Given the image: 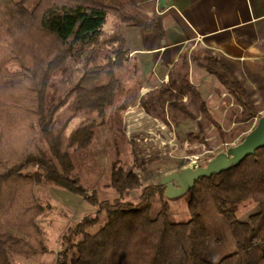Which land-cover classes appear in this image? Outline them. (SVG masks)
I'll list each match as a JSON object with an SVG mask.
<instances>
[{
	"label": "trees",
	"instance_id": "obj_1",
	"mask_svg": "<svg viewBox=\"0 0 264 264\" xmlns=\"http://www.w3.org/2000/svg\"><path fill=\"white\" fill-rule=\"evenodd\" d=\"M110 13L126 22L146 24L128 15L118 0H0V264H10L8 253L15 249L47 250L37 223L45 210L34 189L40 173L25 172L32 165L96 207L65 229L53 264H68L69 259L75 264H264V146L228 170L197 179L188 191L190 217L185 221L169 217L164 186L153 182L142 186L135 156L130 164L113 162L110 186L117 194L111 199H100L96 190L89 192L72 175L68 151L61 149L63 130L54 131V118L74 97L77 108L95 111L97 118L105 119L118 85L115 67L121 66L124 55L102 40ZM153 27L160 31L157 24ZM101 45L110 50L108 60L92 64V53ZM69 58L79 59L82 68L64 95H59L56 77L66 70ZM200 64L233 98L236 107L231 118L236 126L230 130L231 139H224L232 141L253 127L264 104L253 102L219 57L205 54ZM181 81L183 88L196 89L187 74ZM183 88L171 79L151 94L165 98L183 118H193L181 102ZM168 115L173 124L179 123L175 112ZM97 118L81 120L70 131L67 145L88 146ZM205 118L219 127L211 113ZM37 125L47 144L43 153L27 151ZM219 131L225 136V130ZM197 136L187 133L190 139ZM140 186L137 200L121 197ZM157 194L161 208L153 214ZM206 195L226 219L235 245L218 261L206 258L209 234L200 212ZM249 202L256 210L242 219L239 212Z\"/></svg>",
	"mask_w": 264,
	"mask_h": 264
},
{
	"label": "rangeland",
	"instance_id": "obj_2",
	"mask_svg": "<svg viewBox=\"0 0 264 264\" xmlns=\"http://www.w3.org/2000/svg\"><path fill=\"white\" fill-rule=\"evenodd\" d=\"M112 16H109L108 20H111ZM102 40H105V36ZM109 54L110 50L102 48L101 45L92 53L91 63H104L108 60ZM189 64L190 61L187 56L186 60L184 58L180 59L179 63L171 68L172 76L170 79H174L180 88H183L181 79L187 74L190 80L196 84L199 83L196 86L200 96L204 97L207 94V92H204L205 88H203L205 85L210 86L209 91L214 89L216 95L225 90L213 75L203 83L199 82L203 77L205 78L203 76L204 68L200 66V74L193 70L190 75ZM81 68L82 64L79 59H68L66 70L56 77L57 93L59 95H64L72 78ZM127 69L128 67L125 66L115 67L118 85L113 93L112 102L108 107L105 119L97 118L95 111L77 108L74 97L67 99V102L57 111L54 118V131L63 130L61 149L68 151L73 165L72 175L77 177L80 183L89 189V192L96 190L100 199H111L117 194L110 186L112 164L116 160L130 164L135 156L139 165L136 172L141 178L142 186L150 182L159 183L163 175L188 166L190 160H196L200 165H206L215 154L230 145L240 142L248 132H243L232 141H224V139H231L230 130L236 126L233 121L234 118H231V110L236 106L229 96V98L226 96L227 98L223 102L230 109L225 113L223 109H218L212 114L219 127L207 121L205 114L201 113L199 109L200 100L193 98L189 92H187L185 98L180 96L181 102L185 103L189 111H195L196 113L193 114V118H183L181 114L166 105L165 102L158 105L157 109L153 108V105L157 102L154 97L148 95L147 98H136L139 90L140 73L134 68L129 75L130 72H127ZM260 103L264 104V101ZM155 111H161L169 120L168 114L175 112L179 123L175 125L171 122L172 129L167 128L166 125L154 124L152 114ZM263 113L264 111H262ZM88 117L97 118L98 122L94 128L91 143L83 148L76 145H67L70 131L81 120ZM257 119H254V125ZM221 128L225 130V136H222L219 131ZM188 132L198 134L197 138H188ZM201 137H203V140H201ZM46 148L47 144L41 137V126L37 125L35 133L27 146V151L43 153ZM190 149L193 150L190 151ZM37 171L40 174L35 182V194L45 207L44 212L38 217L37 223L42 229V239L47 250L15 249L8 253L10 264H39V257L41 256H45L44 264H53L57 252L62 247L61 238L65 229L85 214L93 213L96 210V207L87 202L83 195L50 180L45 171L37 165L25 169L27 173L34 174ZM142 186L129 190L121 197L137 200ZM165 199L170 205L169 217L171 220L185 221L189 219L188 192L175 197L165 196ZM161 202L160 195L157 194L152 201L153 214L160 210ZM248 204L245 205V209H249L253 205L250 202ZM253 206L254 211L256 208L255 205ZM242 211L243 207L239 212L240 216H245L248 212L246 210L243 214ZM200 212L209 234L206 258L218 261L229 254L234 246L229 225L226 219L217 212L210 195L204 197ZM68 264H75V262L73 259H69Z\"/></svg>",
	"mask_w": 264,
	"mask_h": 264
},
{
	"label": "crops",
	"instance_id": "obj_3",
	"mask_svg": "<svg viewBox=\"0 0 264 264\" xmlns=\"http://www.w3.org/2000/svg\"><path fill=\"white\" fill-rule=\"evenodd\" d=\"M118 1L128 15L146 23L126 22L110 13L102 28L107 47L124 52L121 66L128 67L129 75L134 68L140 73L136 98L154 97L155 109L163 102L168 105L165 98L151 91L171 80V68L179 63L181 55L188 56L191 75L193 70L200 74V60L208 54L219 57L230 68L255 103L264 101V0ZM153 24L159 26L163 35ZM203 76L201 83L212 74L204 69ZM189 81L194 86L199 84ZM203 88L207 92L204 97L198 94L197 86L184 88L186 91L180 96L185 98L189 92L200 99L199 109L204 114H213L218 109L225 113L230 109L223 102L229 96L233 103L226 90L216 95L214 89L209 91L210 86ZM253 209V205L245 209L248 212L240 218H247ZM234 249L235 245L231 252ZM44 263L45 256L39 257V264Z\"/></svg>",
	"mask_w": 264,
	"mask_h": 264
},
{
	"label": "water",
	"instance_id": "obj_4",
	"mask_svg": "<svg viewBox=\"0 0 264 264\" xmlns=\"http://www.w3.org/2000/svg\"><path fill=\"white\" fill-rule=\"evenodd\" d=\"M264 146V113L257 119L255 125L246 133L243 139L226 147L215 154L206 165L185 166L163 175L159 184L165 187L167 197L182 195L190 190L195 181L202 176L210 177L238 165L246 156Z\"/></svg>",
	"mask_w": 264,
	"mask_h": 264
},
{
	"label": "bare ground",
	"instance_id": "obj_5",
	"mask_svg": "<svg viewBox=\"0 0 264 264\" xmlns=\"http://www.w3.org/2000/svg\"><path fill=\"white\" fill-rule=\"evenodd\" d=\"M152 122L154 124L166 125L169 129L173 127L171 121L161 111H155L152 114Z\"/></svg>",
	"mask_w": 264,
	"mask_h": 264
},
{
	"label": "built area",
	"instance_id": "obj_6",
	"mask_svg": "<svg viewBox=\"0 0 264 264\" xmlns=\"http://www.w3.org/2000/svg\"><path fill=\"white\" fill-rule=\"evenodd\" d=\"M188 165L192 166V167H198L201 166L198 162H196V160H190L188 162Z\"/></svg>",
	"mask_w": 264,
	"mask_h": 264
}]
</instances>
